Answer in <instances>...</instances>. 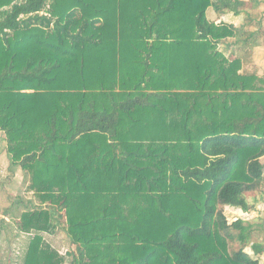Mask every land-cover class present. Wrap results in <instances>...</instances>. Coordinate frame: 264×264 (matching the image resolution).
Here are the masks:
<instances>
[{"label":"trees","instance_id":"1","mask_svg":"<svg viewBox=\"0 0 264 264\" xmlns=\"http://www.w3.org/2000/svg\"><path fill=\"white\" fill-rule=\"evenodd\" d=\"M211 6L0 0V131L36 199L22 264H261L224 209L264 188V75L219 49L237 29ZM62 222L69 261L44 237Z\"/></svg>","mask_w":264,"mask_h":264},{"label":"rangeland","instance_id":"2","mask_svg":"<svg viewBox=\"0 0 264 264\" xmlns=\"http://www.w3.org/2000/svg\"><path fill=\"white\" fill-rule=\"evenodd\" d=\"M263 10L264 5L262 4L258 7V11L262 12ZM262 30L264 31V28ZM262 59L264 65V58ZM255 70L259 75H264L263 67L256 65ZM262 162L264 163V157H262ZM29 184V174L21 165L11 161L5 134L0 131V264L23 263V256L31 235L21 232L17 222L22 212L33 208L36 203L35 195L29 190ZM246 196L249 202L255 206L248 213H243L242 208L239 211L230 207L224 210L230 223L244 218L249 219L244 221H249L254 225L251 242L245 248L250 253H254L250 247L251 243L253 241L264 242V188L247 192ZM230 234L234 235L236 232L231 230ZM44 237L62 255H65L68 261L70 260L67 252L75 251L76 246L72 243L64 222L55 226L53 232L44 233ZM241 246L242 244L236 237L230 240L232 251L241 248ZM263 253L256 254L262 263H264Z\"/></svg>","mask_w":264,"mask_h":264},{"label":"crops","instance_id":"3","mask_svg":"<svg viewBox=\"0 0 264 264\" xmlns=\"http://www.w3.org/2000/svg\"><path fill=\"white\" fill-rule=\"evenodd\" d=\"M218 8L211 6L207 17L216 24L234 25L237 34L219 44V49L230 58H241L245 68L255 70L256 65L263 67L264 58V10L258 11L264 0H214ZM227 4V5H224ZM242 210L239 207L226 206V209ZM248 213V211H243ZM243 220H249L244 219ZM249 222V221H248ZM264 255V253H263ZM262 255V256H263ZM261 264H264L261 262Z\"/></svg>","mask_w":264,"mask_h":264}]
</instances>
